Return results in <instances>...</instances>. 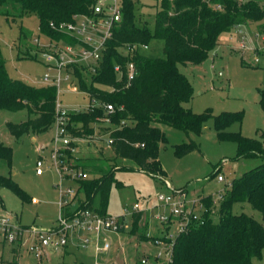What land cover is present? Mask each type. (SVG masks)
<instances>
[{
  "label": "trees",
  "instance_id": "obj_1",
  "mask_svg": "<svg viewBox=\"0 0 264 264\" xmlns=\"http://www.w3.org/2000/svg\"><path fill=\"white\" fill-rule=\"evenodd\" d=\"M95 3L96 0H0V11L7 9L21 16L33 13L38 17L42 34L75 44L76 38L53 29L51 24L59 26L72 23L78 15L91 16ZM121 3V20L90 81L84 79L87 73L84 65L72 67L73 75L79 80V91L88 95L91 104L87 110L69 112L70 133L86 139L100 125L97 129L112 138L111 148L117 157L133 161L137 170L165 183L159 150L167 137L161 126L200 135L207 121L214 117L219 139L237 145L235 160L260 158L262 162L234 180L221 196L218 221L211 218V196L200 199L206 209L202 215L204 224L192 222L187 232L176 237L172 264H253L254 259L264 255V225L245 213L234 214L232 209L236 203H249L264 215L263 142L240 132L226 131L231 124L241 121L242 112L213 116L210 111L197 114L186 107L194 88L180 72L179 64H202L220 46L221 35L238 26L260 22L258 29L263 31L264 13L259 0H156L153 29L146 22L136 21L134 0H121ZM22 37L21 31L18 42ZM157 39L164 42L165 57L151 58L139 52V46ZM130 64L134 67L132 78L128 73ZM116 66L119 71L115 70ZM56 101L55 86L36 87L11 79L0 45V109L26 110L30 116L19 124L8 123L9 132L16 137L46 132L55 122ZM104 104L115 107L111 129L101 121L106 115ZM195 148L193 142L178 144L174 153L181 158ZM12 157V149L0 142V160L11 165ZM85 161L89 163L79 167L89 177L78 183V194L85 195L84 199L78 198V205L102 217L108 216L112 186H123L115 180L118 167L101 165L106 162L101 158ZM0 186L10 189L24 202L30 201L11 177L0 174ZM70 214L67 210L68 217ZM141 217V213L134 214L132 232L138 229Z\"/></svg>",
  "mask_w": 264,
  "mask_h": 264
},
{
  "label": "rangeland",
  "instance_id": "obj_2",
  "mask_svg": "<svg viewBox=\"0 0 264 264\" xmlns=\"http://www.w3.org/2000/svg\"><path fill=\"white\" fill-rule=\"evenodd\" d=\"M134 1L136 21L146 22L153 29L156 0ZM259 24L260 22L247 24L238 28L245 35L248 50L241 51L233 45L236 40L242 39V33L239 35L236 32L238 29L234 28L231 32L235 31V34L230 35V32L221 35L220 46L210 53L206 61L200 65L179 64V70L194 88L193 97L186 107L197 114L210 111L213 116L225 112H242L241 121L234 122L226 131L240 132L262 141L264 145V39L256 37ZM21 31L23 37L18 42ZM35 39L39 40V44L34 42ZM50 42V38L40 31L37 15L32 13L21 16L7 9L0 11V45L11 79L22 80L36 87L46 85L43 76L47 72V66L43 52ZM65 44H60V47L63 48ZM138 50L151 58L165 57L162 40H152L147 46H139ZM255 57H260L259 65L254 63ZM84 66L87 70L84 79L89 82L95 71L90 65ZM55 74V70L51 71L52 76ZM61 74L62 82L57 88L62 109L68 112L87 110L91 104L88 95L71 90V82L79 88V80L74 75L66 79V67ZM29 118L26 110L0 109V142L13 151L11 165L0 160V174L11 177L30 198L29 202H24L10 189L0 186V211L17 215L23 225L50 229L58 225L59 215V192L55 187L59 182V175L51 163L54 144L52 139L56 128L53 124L46 132L20 137L9 132L8 123L19 124ZM161 128L167 137L159 150L165 183L137 170L133 161L117 157L113 148L107 146L105 138L103 141L94 140L93 143L81 140L67 149V162L76 167L87 165L89 162L86 159L96 161L100 158L106 160L101 165L106 163L104 165L114 164L118 167L115 180L123 186L113 184L107 215L125 218L124 230L99 233L69 230L67 245L52 250L42 260L36 259L24 248H17L14 252L13 245H6L3 250L0 248V264H137L143 258L148 260L147 264H160L156 255L159 251H164L170 240L158 219L159 213L169 211L158 201V194L169 190L186 194L187 204L210 195L213 200L211 218L218 221L221 196L234 180L261 164L262 160H235L237 145L219 139L214 128V117L207 121L200 135L187 134L168 126ZM190 142L195 144V150L178 158L174 153V146ZM40 159L44 161V172L39 175L36 165ZM219 175L225 180L218 181ZM72 185L79 192V185ZM78 196L81 199L85 197L83 193ZM135 204L138 208L133 211ZM204 211L205 206L200 208L196 204V213L203 215ZM232 212L245 213L264 225V215L249 203L234 204ZM135 213H141L142 217L138 229L132 232ZM168 230V233L175 232L176 225ZM86 238L90 239L89 243H86ZM106 242L111 247L108 251H102ZM253 264H264V255L261 259H254Z\"/></svg>",
  "mask_w": 264,
  "mask_h": 264
},
{
  "label": "built area",
  "instance_id": "obj_3",
  "mask_svg": "<svg viewBox=\"0 0 264 264\" xmlns=\"http://www.w3.org/2000/svg\"><path fill=\"white\" fill-rule=\"evenodd\" d=\"M261 9L264 13V0H259ZM220 8V6H218ZM122 3L121 0H96L91 16L78 15L74 18L72 23H62L59 26L51 24L52 28L58 30L66 35L76 38V43H66L62 48L60 44L65 43L50 39L51 42L47 49L43 52L45 57L47 72L43 76V81L46 86H60L62 82L61 71L64 67L68 70L66 79H69L72 73L73 66L90 65L93 71L96 70L102 58L103 52L106 50L108 40L113 35L115 26L121 20ZM264 25V17L261 21ZM242 26L236 27L237 29ZM239 30V29H238ZM236 32L241 35V30ZM234 32H229L235 34ZM256 37L264 39V30H256ZM34 42L39 44V40ZM235 48L245 51L248 50L245 35L242 33V39L236 40L233 44ZM260 57L254 58V63L259 65ZM55 70L56 74L51 75V71ZM116 71L119 67L116 66ZM134 67L132 64L128 66L129 77L133 76ZM71 90L79 91L77 85L71 82ZM59 89L57 88V101L55 109V135L52 139L54 142L51 150V163L55 171L59 175V182L56 184V189L59 192V215L58 225L56 227L45 229L38 226H26L21 224L16 215L7 211H0V248L6 245H13V249L24 248L26 252L32 254L36 259L42 260L52 250L63 248L68 243L69 230H83L89 233H99L101 231H120L125 229V218L105 216L102 217L95 212L87 209H81L78 205L79 194L72 185L79 183L81 180L87 179L88 175L81 168L76 167L73 163L67 162V149L72 148L75 142L104 140L107 146L111 148L113 140L108 135L100 134L96 131L93 136L89 138H81L74 136L69 131V112L62 109L60 101L58 100ZM100 105V104H99ZM98 106V105H96ZM105 117L101 120L103 126L111 129L113 128L111 122V115L115 112V107L112 104H104ZM123 123V122H122ZM37 174L44 172V161L42 159L37 161ZM222 175L218 176V181H224ZM158 201L161 205L168 208V213H159L158 219L166 230V235L170 241L164 251L161 250L156 255L160 264H172V247L178 235L188 231V227L192 222H200L204 224L202 215L195 212L196 204L203 208L200 200L193 201L189 204L186 202V194H180L179 191L169 190L167 193L160 192L158 194ZM138 205L135 204L133 211L137 210ZM67 210L70 211V217L67 216ZM206 210V209H205ZM129 212V210H126ZM205 212V211H204ZM176 225L175 232L168 233V228ZM168 230V231H167ZM165 232V231H164ZM90 239L86 238V243ZM110 243L106 242L101 250L108 251ZM99 249V248H98ZM51 250V251H50ZM141 264H147L148 260L143 258L140 260Z\"/></svg>",
  "mask_w": 264,
  "mask_h": 264
},
{
  "label": "crops",
  "instance_id": "obj_4",
  "mask_svg": "<svg viewBox=\"0 0 264 264\" xmlns=\"http://www.w3.org/2000/svg\"><path fill=\"white\" fill-rule=\"evenodd\" d=\"M251 25H252V24H251ZM226 34H227V33H226ZM224 35H225V33H224V34H222V36H224ZM92 143H93V142H92ZM16 216H17V215H16ZM17 217H18V216H17ZM18 220H19V218H18ZM4 248H5V247H4ZM4 248H3V249H4ZM3 249H2V250H3ZM13 251L15 252V251H16V249H13Z\"/></svg>",
  "mask_w": 264,
  "mask_h": 264
}]
</instances>
